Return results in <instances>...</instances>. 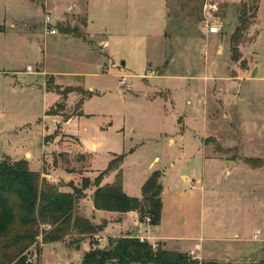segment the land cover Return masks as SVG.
<instances>
[{
  "label": "rangeland",
  "instance_id": "1",
  "mask_svg": "<svg viewBox=\"0 0 264 264\" xmlns=\"http://www.w3.org/2000/svg\"><path fill=\"white\" fill-rule=\"evenodd\" d=\"M207 2L220 6V34L203 26ZM47 13L56 34L46 30ZM78 134L98 150L83 148ZM20 157L65 192L116 157L101 184L121 175L130 196L141 197L159 171L169 230L177 222L198 234L204 219L222 226L232 218L242 233L236 264H263L264 0H0V161ZM95 187L75 214L103 223ZM51 228L40 226L30 262L79 264L103 246L75 231L47 242Z\"/></svg>",
  "mask_w": 264,
  "mask_h": 264
},
{
  "label": "trees",
  "instance_id": "2",
  "mask_svg": "<svg viewBox=\"0 0 264 264\" xmlns=\"http://www.w3.org/2000/svg\"><path fill=\"white\" fill-rule=\"evenodd\" d=\"M243 23L244 26L236 29L234 38H240L246 21ZM120 159L122 157L113 159L94 181L84 177L81 187H74L73 192L62 191L57 181H49L40 172L33 171L26 159L0 161V264H34L26 251L36 242L41 225L52 226L44 236L47 242L62 240L72 231L94 239L106 223L96 224L75 214L79 199L92 186H96L93 195L96 209L121 213L137 211L141 220L149 217L152 225L160 224L164 206L161 172L150 174L142 186V197L130 196L124 191L121 175L113 183L101 184L104 174ZM109 241L111 243L104 247H93L79 264H217L201 261L189 253L168 250L161 244L153 249L149 242H141L134 236Z\"/></svg>",
  "mask_w": 264,
  "mask_h": 264
},
{
  "label": "crops",
  "instance_id": "3",
  "mask_svg": "<svg viewBox=\"0 0 264 264\" xmlns=\"http://www.w3.org/2000/svg\"><path fill=\"white\" fill-rule=\"evenodd\" d=\"M78 137H80L79 139L81 140L83 148L84 147L87 148L89 146L90 150H94V153L98 150L97 149L98 144L95 141L92 142L83 141L81 134H78ZM93 145H94V149H93ZM28 151L29 150L25 152V157L28 156ZM93 156L94 154L92 155V158ZM19 159H21V157ZM227 171L229 172L231 170H227ZM53 177L54 179H58L57 176H53ZM83 177H89V176H82V179ZM68 182L69 181H67V183ZM86 194H87V190H86ZM76 209H79L78 204ZM97 210H102V209H97ZM102 211L106 212L109 215V220H104L105 222L107 221L105 228L107 227L108 223L109 225L110 223L113 224V228H115L116 226L123 227L122 231L119 234H114V235L106 234V232L104 231L106 230L105 228L102 231H100L99 234H96L95 237L99 239L100 244L103 245L102 247L106 246L109 237H116V236H121V234L123 233H130L128 234L129 236H133V235L147 236L150 238V241H157L159 244H161L164 248L168 250L189 253L194 258H197L201 261L224 260L226 262L236 264V262L238 261L237 259L241 255V253L237 252L240 249L239 247L240 244L237 243H239L242 238L241 223H238L237 225V223L233 222L232 218L229 217H227L228 220L227 225L224 224L222 226H220L218 223H215V220L212 221L210 220L211 224L209 225L208 224L209 220L205 221L204 219L201 222V226L197 230L199 233L193 234V233H189L188 231L182 230V228L180 227L182 226V224H180L179 226L177 222H175L176 229L172 231L169 230V227H167L168 224L166 225L163 220L164 214L162 212V220L160 224L154 225L158 230H156V233H154L153 235L151 234V230H150V226L153 225L150 224L148 221L140 220L139 218L140 216L137 211H131L127 213L106 211V210H102ZM78 214L81 215L82 213L80 212ZM82 216L84 215L82 214ZM89 219L96 224H100L96 222L94 219L91 218ZM256 233H258V231ZM85 240H86L85 238L81 239V242H79L78 245H81V243ZM230 243H233L231 244L232 248L228 246ZM254 247L256 248V246ZM220 250H223V252L225 253L224 257L217 255Z\"/></svg>",
  "mask_w": 264,
  "mask_h": 264
},
{
  "label": "built area",
  "instance_id": "4",
  "mask_svg": "<svg viewBox=\"0 0 264 264\" xmlns=\"http://www.w3.org/2000/svg\"><path fill=\"white\" fill-rule=\"evenodd\" d=\"M220 6L216 2H207L203 9V26L206 30L207 35L209 34H220L225 29V22L220 18ZM53 17L50 13L45 16V25L48 33L56 34L57 29L55 25L52 24ZM27 70L33 73V67L29 65ZM138 237V236H137ZM141 242H146V237H138ZM153 249H157L159 244L157 242L151 243Z\"/></svg>",
  "mask_w": 264,
  "mask_h": 264
},
{
  "label": "water",
  "instance_id": "5",
  "mask_svg": "<svg viewBox=\"0 0 264 264\" xmlns=\"http://www.w3.org/2000/svg\"><path fill=\"white\" fill-rule=\"evenodd\" d=\"M256 71H257V68H255V69L253 70L252 75H254V74L256 73ZM231 162H232V161H229V164H230V165H231Z\"/></svg>",
  "mask_w": 264,
  "mask_h": 264
}]
</instances>
